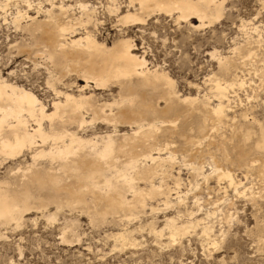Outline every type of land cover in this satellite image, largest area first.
Here are the masks:
<instances>
[{
  "label": "bare ground",
  "instance_id": "1",
  "mask_svg": "<svg viewBox=\"0 0 264 264\" xmlns=\"http://www.w3.org/2000/svg\"><path fill=\"white\" fill-rule=\"evenodd\" d=\"M117 1L107 0V14L117 17L116 23L120 26L132 27L141 25L145 18L152 15L175 14L177 20L188 24L190 20H196L199 24L193 29H198L219 19L223 9V0ZM47 2L50 4L47 10L42 12L41 7H37L36 14L41 11L44 16L41 21L37 15L29 16L31 5L28 1L16 7L18 0H0V12L5 13L15 3L12 24L30 34L36 32L39 41H34V46L39 42L38 45L42 46L23 51L27 50L48 62L62 76L73 73L84 82V86L77 96L54 90L56 99L51 103V112H48L32 92L0 75V168L8 164L5 168L8 177L0 182V227L17 226L27 211L51 205L58 209L65 207L68 211L78 210L91 223L118 219L128 224L147 209L154 213L157 209L151 203L169 193L165 179L171 178L176 187L180 185L179 172H176L177 177L172 175L175 160L171 149L173 139L182 138L183 150H187L197 144L189 137L190 134L187 135L193 130L200 141L205 140L209 147L214 145L211 139L216 137L218 127L232 119H228L232 111L228 91L234 85L242 88L245 79L237 76L232 82L210 79L216 105L211 106L207 96H202V101L201 98L198 101L197 97L182 98L177 95L167 74L148 69L144 57L133 53L135 49L131 40L120 38L111 46H106L98 43L85 30L95 21L92 20L94 7L79 3L83 17L67 20L70 6L62 3L54 5L50 0ZM121 8L123 12H120ZM76 26L83 28L84 33L72 38ZM250 27L252 32L258 29L254 24ZM217 67L225 74L237 69L235 62L227 58L220 59ZM88 84L94 85L96 90L114 85L117 87L116 98L111 104H98L93 96L81 93L88 88ZM83 113L88 116V123H96L106 130L93 139L79 137L70 127L83 130L88 124ZM234 120L235 117L229 123L230 138H220L221 141L215 144L220 160L231 163L230 166L233 164L235 168H245L244 173L252 167V170L256 169L257 176L264 179V136L258 133L257 143L254 141L253 147L248 146L251 136L247 131L249 127L244 128L243 124L234 123ZM44 123L47 124L44 126ZM251 124L248 122V126ZM122 127H127L129 131L118 130ZM250 153L258 155L259 164L255 168L248 165V161L251 163V159L248 160ZM27 155L30 164L20 161ZM208 156L211 161V165L208 164L209 174L204 175L199 168H193L207 185L209 179H214L217 185L225 182L234 193L253 199L250 189L236 179L232 170L222 169L223 165L220 167L216 161H220L219 158L215 160L213 154L208 153ZM38 160H44L47 165L37 168ZM169 202L166 197L163 205L167 207ZM175 216L164 221L172 244L200 225L201 221L193 220L180 225L176 223ZM160 229L153 234L159 238L166 236L163 235L164 229ZM211 232L209 226H203L199 236L215 247L217 242L211 238ZM128 234L131 235V232ZM118 237L122 246L130 241L123 234ZM135 244L132 240L128 245L134 247Z\"/></svg>",
  "mask_w": 264,
  "mask_h": 264
},
{
  "label": "rangeland",
  "instance_id": "2",
  "mask_svg": "<svg viewBox=\"0 0 264 264\" xmlns=\"http://www.w3.org/2000/svg\"><path fill=\"white\" fill-rule=\"evenodd\" d=\"M20 1L30 2L29 16L32 17H36L37 7H41L42 12L50 7L47 0H18L16 7H21ZM50 2L71 7L67 20L83 17L79 3L94 7L92 20L95 21L87 25L85 30H88L98 43L106 46H111L120 38L131 40L135 49L133 53L144 57L148 69H157L158 72L167 74L177 95L182 98L197 97L198 101L200 98L202 101V98L207 96L210 105H216L210 79H220L221 82H232L234 76L245 79L242 88L234 85L228 91V97L232 100V111L228 119L235 117L234 123L250 128L247 130L251 133L247 144L250 147L257 143L260 133L264 136V0H223L219 19L211 24L205 23L198 29H193L199 24L196 20H190L188 24L177 20L175 14L152 15L145 18L141 25L120 26L116 23L117 17L107 14V0ZM14 4L10 5L5 13L0 12V75L14 85L32 92L45 106V110L51 112V103L56 99L54 90L77 96L84 82L78 80L73 73L62 76L48 62L33 56L27 50L23 51L42 46L38 45L40 42L34 46L39 41L36 32L30 34L16 29L12 24L16 9ZM123 5L122 3L121 7ZM41 11L37 15L39 21L44 18ZM123 11L121 8L120 12ZM252 24L258 28L257 33L250 31ZM74 28L76 31L72 38L84 33L83 28ZM223 58L235 62L237 69L227 72V75L219 72L218 61ZM111 87L112 85L105 88L106 90H96L94 85L88 84V88L81 93L93 96L98 104H111L117 93V87ZM159 105L161 106V103ZM83 117L88 123V116L84 114ZM252 121L254 123L251 124ZM248 122L251 125L248 126ZM229 123L218 127L214 135L216 137L211 139L214 145L222 139L230 138ZM46 124L44 123V126ZM193 126L194 123L191 124V127ZM74 129L70 127L71 131L77 132L79 137L85 139H93L99 132L106 130L96 123L86 124L81 131ZM118 130L129 131L127 127ZM187 135L197 144L183 150V140L178 138L173 139L171 145L175 155L172 175L175 177L176 172H179L180 185L176 187L171 178L165 179L169 193L151 203L152 207L157 209L154 213L147 209L143 215L128 224L118 219L91 223L87 216L78 210L68 211L65 207L58 209L53 205L41 210L31 209L23 214V219L17 226L12 224L0 227V264H264V179L257 176L254 171L256 169L252 170V167L249 173H244L245 168H235L233 164L230 166L231 163L220 160L217 144L207 146L205 140L200 141L196 133L193 134V130L187 132ZM208 153L213 154L214 159L219 158L220 161L215 159L218 165H223L222 169L232 170L231 173L236 179L250 189L251 196H254V200L251 199L253 201L247 196L234 193L225 182L217 185L214 179H209L207 185L202 177L194 172L193 168H199V172H204V175L210 173L211 161ZM250 154L248 160L251 159V163L248 161V165L255 168L259 164L258 155ZM21 160L30 164L29 155ZM37 162L40 163H36L37 168L47 165L44 160ZM7 166L8 164L0 168V182L8 177L5 174ZM245 174L248 176L246 179ZM166 197L171 201L167 207L163 205ZM174 216L177 224L184 225L200 219L201 223L172 244L169 242L164 221ZM203 226L210 227L211 238L217 242L215 247L208 245L207 241L200 237ZM160 228L164 229L163 235H166L162 236L163 238L153 234ZM119 234H123L130 241L133 240L136 246H129L128 239L127 245L122 246L118 240Z\"/></svg>",
  "mask_w": 264,
  "mask_h": 264
}]
</instances>
